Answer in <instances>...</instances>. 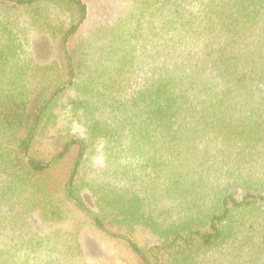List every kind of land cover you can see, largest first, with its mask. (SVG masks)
I'll return each mask as SVG.
<instances>
[{
    "label": "trees",
    "instance_id": "1",
    "mask_svg": "<svg viewBox=\"0 0 264 264\" xmlns=\"http://www.w3.org/2000/svg\"><path fill=\"white\" fill-rule=\"evenodd\" d=\"M86 229L264 264V0H0V264H105Z\"/></svg>",
    "mask_w": 264,
    "mask_h": 264
},
{
    "label": "rangeland",
    "instance_id": "2",
    "mask_svg": "<svg viewBox=\"0 0 264 264\" xmlns=\"http://www.w3.org/2000/svg\"><path fill=\"white\" fill-rule=\"evenodd\" d=\"M140 242L148 246L151 245L152 238L148 234L139 235ZM82 244L86 255L94 261H101L105 264H125L115 251L105 248L99 239L89 230L82 233Z\"/></svg>",
    "mask_w": 264,
    "mask_h": 264
},
{
    "label": "water",
    "instance_id": "3",
    "mask_svg": "<svg viewBox=\"0 0 264 264\" xmlns=\"http://www.w3.org/2000/svg\"><path fill=\"white\" fill-rule=\"evenodd\" d=\"M76 203H79L78 201L75 200Z\"/></svg>",
    "mask_w": 264,
    "mask_h": 264
}]
</instances>
